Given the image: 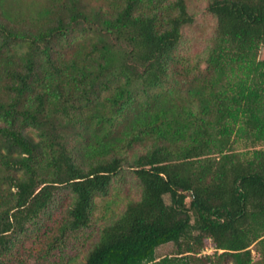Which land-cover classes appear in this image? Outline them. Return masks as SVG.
I'll use <instances>...</instances> for the list:
<instances>
[{
	"label": "trees",
	"instance_id": "16d2710c",
	"mask_svg": "<svg viewBox=\"0 0 264 264\" xmlns=\"http://www.w3.org/2000/svg\"><path fill=\"white\" fill-rule=\"evenodd\" d=\"M207 10L191 77L187 0H0V264L57 203L41 251L88 228L125 167L141 198L78 264H264V0Z\"/></svg>",
	"mask_w": 264,
	"mask_h": 264
},
{
	"label": "rangeland",
	"instance_id": "374dc122",
	"mask_svg": "<svg viewBox=\"0 0 264 264\" xmlns=\"http://www.w3.org/2000/svg\"><path fill=\"white\" fill-rule=\"evenodd\" d=\"M211 0H187L189 10L195 17L192 25L183 29V40L177 52L182 62L191 66V74L205 75L208 73L206 61L212 55L217 41V20L207 8ZM259 60L264 61V46L261 47ZM161 87L164 92H172ZM192 106V105H191ZM193 107V106H192ZM33 135V134H32ZM261 145L259 146V148ZM251 150L247 144H240L239 150ZM142 188L132 171L125 167L118 180L112 186L109 194L98 197L95 201L93 221L91 225L72 233L66 243L59 245L51 254L41 251L48 235L53 231L55 222L61 217V207L57 203L43 217L41 224L32 226L19 236L15 246V257L10 264H78L85 260L88 250L99 240L102 230L117 220L125 211L127 204L141 198ZM213 249H207L203 254H212ZM177 253L173 243L161 246L156 251L158 260L172 257ZM254 259L258 255L254 253Z\"/></svg>",
	"mask_w": 264,
	"mask_h": 264
}]
</instances>
